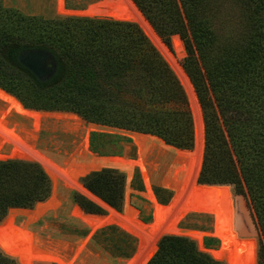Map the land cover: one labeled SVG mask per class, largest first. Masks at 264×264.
<instances>
[{"label":"trees","instance_id":"trees-1","mask_svg":"<svg viewBox=\"0 0 264 264\" xmlns=\"http://www.w3.org/2000/svg\"><path fill=\"white\" fill-rule=\"evenodd\" d=\"M133 1L168 46L174 35L184 42L187 56L182 66L198 95L205 129L200 183L192 199L219 206L222 228L238 232L237 243L228 245L223 261L203 252L189 236L165 234L147 264H257V234L244 198L253 208L261 240L258 264H264V0ZM0 88L29 111H72L90 122L157 135L181 149L196 144L193 116L179 78L134 21L46 17L0 0ZM41 117L0 111V126L17 127L11 120L23 118L34 128ZM90 143L100 155H113L122 151L103 147L120 143L123 148L133 138L94 131ZM81 182L123 211L125 171L103 167L82 176ZM132 186L144 188L138 173ZM52 187L39 162L0 160V264H53L26 260L24 239L6 229L11 208H32L46 201ZM71 198L87 213L106 212L79 192H72ZM142 219L148 222L150 217ZM87 230L75 223L73 233L84 237ZM211 242L207 239L208 247ZM91 244L120 263L138 247L137 239L115 224L96 230Z\"/></svg>","mask_w":264,"mask_h":264},{"label":"rangeland","instance_id":"rangeland-1","mask_svg":"<svg viewBox=\"0 0 264 264\" xmlns=\"http://www.w3.org/2000/svg\"><path fill=\"white\" fill-rule=\"evenodd\" d=\"M57 1L58 0H4V3L7 6L19 8L20 10L26 12L27 14H40V15H44L46 17L89 16L86 14H74V13H69L67 15H61L58 12V8H57L58 2ZM73 6L76 8H72ZM64 7H66L69 10H74V11L75 10L85 11L87 9L95 10L96 8H99L100 10H103V8H113L112 9L113 14L111 13V15H96L94 17H101V18L111 17V18L118 19V20L132 21L123 11V9H122L123 6H122L121 0H64ZM35 11H38V12H35ZM90 17H92V16H90ZM134 22H136V21H134ZM136 23H138V22H136ZM177 37H179L181 39V37L179 35H174L172 37V40H171V42H172L171 47L168 46L163 41V39L160 37L162 42L164 43V45L166 47V48L162 47L164 52L161 51L152 42V40L150 38L149 39L151 40L153 45L156 47V49L161 53V55L165 58V60L169 63L172 70L174 71V73L179 78V76L176 73L172 63L175 64L176 67H178V65L182 66V61L187 56V51H186V48H185V45H184V42L182 39L181 40L183 43V48H180L177 46V39H178ZM172 61H174V62H172ZM182 68H183V66H182ZM179 80H180V82H181V84H182V86H183V88L187 94L191 113L193 116L194 127L196 130V121H195L194 112H193V108L191 105L190 98H189L187 90L185 89V86L183 85L180 78H179ZM197 98H198V95H197ZM198 101H199V99H198ZM22 103L23 102L19 98H17L16 96H14L11 93L5 91L4 89L0 88V111L25 112V113H29V114L46 115L45 117H43L41 119L37 138L33 139V140L29 139L27 141L29 146L33 145V148L35 147V149L37 150V152L40 154V156L43 159H40V158H38V159H25V158H19V157H8V158H11V159L17 158V159L37 161L43 166L44 169H45V167L43 165L44 164L43 162H45V164L50 169L57 172L62 178L56 187L54 186V183L52 181V185H53L52 194H56V197L60 202L59 205L57 206L56 209L50 210L47 214H45L44 216L40 217L38 220L33 222L30 225L31 229L34 230L35 232H38L40 234V236L43 237L44 239L53 240L55 243H57L59 250L61 251L62 255L66 256L68 259L72 260L74 262V264H129L130 262H132L131 264H140L139 263L140 259H142L147 254L149 248L152 247V244H153V242H152L153 237L152 236H153V233H155V231L158 230V228L156 225L153 226L155 224V215L157 213L156 212L157 208L156 209L154 208V202L151 199V197H148L146 195L147 189H148L146 186L147 182L145 181V177H144L142 169L139 165V162H138V160H136L139 156L138 146L134 140H133V143H131L129 145L125 144L123 148L121 147L120 143H116V144H112L111 146H104L103 150L104 151L121 150L122 151L121 154L100 155L98 152H95L92 150L91 143H90L91 134L94 131L109 133V134H113V135L121 134V135H125V136H130V132H135V131L123 130L120 128L109 127V126H106V125H103L100 123L90 122V121H87L86 119H84L80 114H78L76 112H72V111L35 109V110H38L41 112H33V111L27 110L23 106L24 103L23 104ZM199 104H200V102H199ZM200 107H201V104H200ZM31 109H34V108H31ZM201 112H202V117H203L202 107H201ZM63 113H66V114H63ZM57 116L77 118L78 120H75V119L64 120L62 118L58 119ZM11 121H12V124L18 123L19 125H15V126H17L19 129L21 127H25L28 130H30L32 128V123L29 120H23V118H15V119H12ZM203 125H204V118H203ZM147 134H150V133H147ZM85 139H87V145L82 150ZM168 145H171V144H168ZM171 146L173 148H167V149L152 148L148 152V155L146 157V163H145L146 170L148 173V179H147L149 182L148 184L151 186V191H152L153 195L155 196L156 201L159 203V205H161L164 208V211H165V214H164L165 220L163 219V222H161V224H159V225L162 226L164 222L175 218L174 225L178 230L171 231L170 233H167V234L189 236V237H191L197 241L199 248L203 252H206V253H209L212 255L211 252L214 251V249L218 250V248L221 245L219 237L215 235L216 219H215L214 215L211 214L210 212H205V211H194V212L191 211L188 213L187 212L183 213V211H184L183 207L185 206V199L183 198L182 194L179 195L174 189H172L171 187H169L165 184V179L170 174H173L175 172V170L177 169V166L175 165L176 153H175L174 148H178V147H175L174 145H171ZM204 147H205V129H204ZM8 149L11 150V147H8L7 150ZM179 149H181V148H179ZM193 149H190V150H193ZM79 152H81V153H79ZM87 153L88 154L90 153V154L88 155ZM203 153H204V149H203ZM94 154H97L100 156H117V157H121V158H129L130 160L133 161L132 163L135 165V167L132 170V173L130 174V173L126 172L127 176H128V183H127V188H126L125 206L123 208V211H117L116 209L111 207L109 204H107L104 200H102L100 197L93 194L90 190L89 191L91 193L88 192L87 190L85 191L84 188H86V187L81 182L82 176L75 177L76 180H75V184H74V181L70 177H68L64 173H61L60 171L54 169V167L51 166V164L49 163V161H51L52 163L56 164L59 167L65 168L70 172H74L77 169V167L80 166L81 163H83L84 161H87L88 157H90L91 155H94ZM44 155L47 158L44 157ZM76 159H78V160H76ZM202 162H203V157H202ZM187 166L188 165L186 164V165H183L182 168L180 166L178 168L179 171L177 172L176 178L178 181H180L181 184H183L186 180V176L188 174L187 171H189V167H187ZM201 168H202V163H201ZM137 173H138L139 178L141 179V181L143 183V187H144L143 190H138L132 186V180L137 175ZM199 173H200V171H199ZM198 177H199V175H198ZM197 181H198V179H197ZM196 184H197V182H196ZM196 184L194 186V189L196 187ZM194 189H193V191H194ZM74 191L85 195L86 197H88L89 199H91L95 203L99 204L101 207H103L106 211L105 214H103V215H99V214H95V215H97V216H108V215L116 212L118 214V216L123 221H126L127 223H129L134 228V230L136 232L129 231L122 224L117 223V221H114L111 223V224H115V225L119 226L120 228L126 230L127 232H129L132 236H134L137 239L138 247H137L135 254L131 258L123 261L122 263L114 262L113 259L110 257L109 253L104 251L102 248H100L94 244H91V238H92V235L95 233L96 229L93 230L82 218H80L74 214V209L76 207H80L71 198V194ZM193 191H192V195H193ZM158 193L161 194V196L158 195ZM233 194H234V190H233ZM137 196L142 197V198H138ZM240 196H242V195H240ZM164 197H166V199H168V201L166 203H164V201L163 202L161 201L162 198H164ZM244 200H245L246 205L249 209L250 216H251L253 224H254V229H255V232L257 234V236H253V237H256L257 241H258V251H257L258 252L257 264H258L261 240H260L259 231H258V228L256 225L255 216L253 213V208H252L251 204L248 203V201L245 198H244ZM126 201H129V204L133 207V211L135 213L134 215L138 214L137 218L141 222V225H138L135 222H131V220H129V218H126V216H125V214H126V203H127ZM191 202L193 203V205H196V206H207V207L214 206V205L196 204L193 202L192 197H191ZM234 204H235V211H236V196H235V194H234ZM37 205L38 204H35L32 208H22V207L11 208V209L16 210V213L14 216V223L16 225H21L24 222H26L27 216L23 212V210L24 209L34 210L37 207ZM140 206H142L144 209L143 213L140 209L141 208ZM11 209L8 211V213L6 215L7 218L5 217L6 218V225H7L6 229H7L8 234H10L8 227H9V219L11 216ZM85 213H87V212H85ZM221 214H222V210H221L220 215H219V227L220 228H222V226H221ZM143 216L150 217V220L148 222L144 221L142 219ZM167 218H169V219L166 220ZM75 223H78V224H80V226L87 228L88 234L84 237H81V236L77 235L76 233H73V229L75 228ZM214 226H215V228H214ZM181 228H187L188 230H186L185 232H182ZM213 228H214V230H213ZM192 232H200L203 234L202 244H200L197 239L192 237V235H191ZM235 232L238 235V232L237 231H235ZM160 238L157 240V246H158V241L160 240ZM23 239H24V250H23V255H24L25 254V238H23ZM86 239H87V243H86L84 249L77 255L76 253H77L78 247L81 246L80 244H82V242ZM207 239L212 240V242H211L212 246H210V247L207 246V244H206ZM237 241H238V237H237ZM237 241L225 245L224 259L223 260H225V258H226V250H227L228 245L235 244V243H237ZM24 258H25V255H24ZM223 260H220V261H223ZM28 261H30V260H28ZM53 264H55V263H53ZM225 264H226V262H225Z\"/></svg>","mask_w":264,"mask_h":264},{"label":"bare ground","instance_id":"bare-ground-1","mask_svg":"<svg viewBox=\"0 0 264 264\" xmlns=\"http://www.w3.org/2000/svg\"><path fill=\"white\" fill-rule=\"evenodd\" d=\"M57 2H58L57 4L58 12L61 15H67L69 13H74V14H86V15L94 17L96 15H111V13L113 14L112 12L113 8H103V10L96 8L95 10L87 9L85 11H77V10L74 11V10H69L66 7H64V0H58ZM121 2L123 6L122 9L125 12V14L130 18V20L138 22L143 28V30L145 31V33L148 35V37L152 40V42L161 51H163L162 47H165L164 43L162 42L160 36L156 32L152 24L149 22V20L145 17L143 12L136 5V3L133 0H121ZM177 38H178L177 46L180 48H183L182 40L179 37ZM172 65L174 66L176 73L181 79L183 85L185 86V89L187 90L188 96L191 101V105L193 108L194 117L196 121V144L193 150L174 148L175 153H176L175 165L177 166V169L175 170L173 174H170L165 179V184L171 187L172 189H174L179 195L182 194L183 198L185 199V206L183 207L184 208L183 213H186V212L188 213L191 211L193 212L194 211H205V212H210L211 214L214 215L216 219L215 235L219 237L221 245L218 248V250L214 249V251H212L211 253L215 259L223 260L225 245L237 241L238 235L235 231L226 230V229H222L219 227V215L221 212V209L219 206L218 207L217 206H212V207L196 206V205H193V203L191 202L192 191L198 179L199 171L201 169L202 157H203V149H204L203 117H202L201 107H200V104L197 98V94H196L194 85L190 77L188 76L186 71L182 68V66L178 65V67H176L175 64L173 63ZM45 116L46 115H42L38 125L34 128H31L30 130L26 129L25 127H21L19 129L18 127L0 126V160L11 159L8 157H19V158H25V159H38V158L43 159L40 156V154L37 152L35 147L33 148V145L29 146L27 141L29 139L33 140L37 138L41 119ZM57 117L58 119L62 118L64 120L66 119L78 120L77 118H71V117H62V116H57ZM130 136L133 138V140L138 146L139 156L136 160H138L139 165L144 174L145 181L147 182L146 186L148 189H147L146 195L148 197H151V199L154 202V208L155 209L157 208L156 209L157 213L155 215V224L153 226L156 225L158 230L155 231V233H153L152 247L149 248L147 254L142 259H140V262H139L140 264H146L158 249L157 240L163 235L170 233L171 231L178 230L174 225L175 218L174 219L170 218L171 220H168L169 218H167L166 220L168 221L164 222L162 226L159 225L161 224V222H163V219L165 217L164 215L165 211H164V208L161 205H159V203L156 201V198L151 191V186L148 184L149 183L147 180L148 173H147L146 166H145L146 157L148 155V152L152 148L167 149V148H173V147L171 145H168L162 138L156 135L141 133V132H130ZM86 145H87V139H85L82 150L85 148ZM8 147H11V150L10 149L7 150ZM44 157L46 156L44 155ZM132 162L133 161L130 160L129 158H121L117 156H100V155L94 154L88 157L87 161H84L83 163H81L80 166H78L74 172H70L67 169L59 167L56 164L49 161V163L51 164V166L54 167V169L70 177L74 181V184L76 180L75 177L84 176L93 170H99L103 167H115V168H119L122 171H125L131 174L132 170L135 167V165ZM43 163H44L43 165L46 171L48 172V174L50 175L54 183V186L56 187L57 184L62 179L61 176L54 170L50 169L45 164V162ZM186 164L188 165L187 167H189V171H187L188 174L186 176L185 182L181 184L180 181H178L176 178L177 172L179 171L178 170L179 166L182 168V166ZM84 190L85 191L87 190L88 192H90L87 188H84ZM126 202H127L126 203V214H125L126 218H129L131 222H135L136 224L141 225V222L137 218L138 214L134 215L135 213L133 211V207L129 204V201H126ZM59 203L60 202L57 199L56 194H52L50 198H48L46 201L38 203L37 207L34 210H27V209L23 210L22 209L23 212L27 216V221L21 225H16L14 223V216H15L16 210L11 209V216L9 219L8 230L11 235L21 236L25 238V254L24 255L27 260L36 261V262L74 264L72 260L62 255L57 243H55L53 240L44 239L43 237L40 236L38 232H35L30 227V225L33 222H35L40 217L47 214L50 210L56 209ZM74 214L82 218L93 230L95 229L97 230L101 227L111 224L114 221H117V223L122 224L129 231L136 232L134 228L126 221H123L116 212L108 216H97V215L87 214L80 207H76L74 209ZM191 235L192 237L197 239L200 244H202V240H203L202 233L192 232ZM86 243H87V239L84 240L82 244H80L81 246L78 245L79 247L77 249V253H76L77 255L84 249ZM131 263L132 262H130L129 264Z\"/></svg>","mask_w":264,"mask_h":264},{"label":"water","instance_id":"water-1","mask_svg":"<svg viewBox=\"0 0 264 264\" xmlns=\"http://www.w3.org/2000/svg\"><path fill=\"white\" fill-rule=\"evenodd\" d=\"M28 64L30 65L31 68L35 69V66L31 62H28ZM203 184H208V185H221V184H210V183H203ZM87 214H89V213H87ZM91 215H95V214H91ZM214 228H215V226H214ZM214 228H213V230H214ZM186 230H188V229L187 228H181V231L182 232H185Z\"/></svg>","mask_w":264,"mask_h":264},{"label":"crops","instance_id":"crops-1","mask_svg":"<svg viewBox=\"0 0 264 264\" xmlns=\"http://www.w3.org/2000/svg\"><path fill=\"white\" fill-rule=\"evenodd\" d=\"M35 12H38V11H35ZM40 12V11H39Z\"/></svg>","mask_w":264,"mask_h":264}]
</instances>
